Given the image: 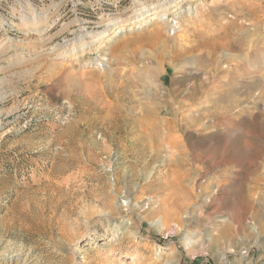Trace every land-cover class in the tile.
Here are the masks:
<instances>
[{
    "label": "rangeland",
    "instance_id": "374dc122",
    "mask_svg": "<svg viewBox=\"0 0 264 264\" xmlns=\"http://www.w3.org/2000/svg\"><path fill=\"white\" fill-rule=\"evenodd\" d=\"M257 200L264 0H0V264H264Z\"/></svg>",
    "mask_w": 264,
    "mask_h": 264
},
{
    "label": "bare ground",
    "instance_id": "6f19581e",
    "mask_svg": "<svg viewBox=\"0 0 264 264\" xmlns=\"http://www.w3.org/2000/svg\"><path fill=\"white\" fill-rule=\"evenodd\" d=\"M170 2H168V1H164V2H162V3H160V4H163V5H168ZM157 6H159V5H157ZM156 9H158V7L156 8ZM166 9V8H165ZM152 10H155V8H153ZM177 10V9H176ZM175 10V11H176ZM175 11L174 10H171L170 12H169V14H167V13H164V14H162V15H159L160 13H158V12H155V13H153V14H155L152 18H150L151 20H160L159 22H163L164 23V26L166 27V29L168 28V29H170V27L171 28H174V27H172V26H170V24H169V21H168V17H169V15L170 14H175ZM146 13V12H145ZM189 13H190V10H189ZM156 14H158V15H156ZM166 18V19H165ZM166 21H165V20ZM164 20V21H163ZM128 25V24H127ZM110 26H112V28L113 27H115L116 25H110ZM125 26L126 25H124V26H122V27H119V28H116L115 30H111L112 31V33H114L113 34V36H112V38H114V37H120V36H123V33L125 32V31H127L128 29H126L125 28ZM161 29V28H160ZM125 30V31H124ZM131 29H129V31H130ZM159 30V29H158ZM170 31V30H169ZM157 32V31H156ZM39 34V33H38ZM111 36V33H106V37H110ZM85 39H87V40H84V43L83 44H81V46L80 47H77L78 49H75L74 48V53H72V54H77V53H80V51H82V50H89L90 48V45L92 46L93 44H95L97 47L96 48H94V51L95 52H97V54L98 53H100V49H101V47H103L104 45H102V43H99L98 44V41L99 40H97V38L99 37V35H91V34H85L84 36H83ZM77 38V37H76ZM101 39V38H100ZM131 40V39H130ZM133 41V40H132ZM107 42H109V41H107ZM131 42V41H130ZM129 42V43H130ZM220 42V41H219ZM125 43H127V42H124L123 43V45H125ZM122 45V44H121ZM75 46V45H74ZM125 47H126V45H125ZM60 50H61V48H60ZM93 51V52H94ZM64 52V51H63ZM63 52L61 53V55L60 56H58V57H62V55H63ZM96 54V55H97ZM99 55V54H98ZM66 56V55H65ZM64 56V57H65ZM100 57V61H99V63H95V62H93L92 60L91 61H88V62H86L82 67L85 69V68H87V67H91V66H95V67H97V69L99 70V71H106V70H109L111 67V65H110V62H109V59L108 58H106V55L105 56H99ZM119 62H120V60H119ZM116 64H118L117 62H116ZM115 67V66H114ZM97 70V71H98ZM92 71V70H91ZM98 71V72H99ZM98 72H97V74H94V75H97V76H100L99 74H98ZM84 74H87V70L86 71H84L83 72ZM89 73V72H88ZM70 75V74H69ZM88 75V74H87ZM93 74H91V76H92ZM93 75V76H94ZM105 75V74H104ZM71 76V75H70ZM117 76V75H116ZM86 77V76H85ZM90 77V76H89ZM82 78V77H81ZM91 78V77H90ZM111 79V78H110ZM95 84V83H94ZM90 92V91H89ZM96 93V92H95ZM189 94V93H188ZM138 104V103H137ZM134 107V106H133ZM135 107H136V105H135ZM132 112V111H131ZM153 112H151V111H147V109H144L143 110V116L144 117H138V120L140 121L141 119H143V120H145L146 122H147V124L150 126H147V130H145L146 131V133H145V137H149V139H148V141H146V140H142V139H138L140 142H141V146H142V148L143 149H146L147 151H149V149H152V147L153 146H155V148L157 147L158 148V145H159V147L161 148L162 147V142L160 141V139H159V136H161V132H160V129H159V126L158 125H156V122L154 121V118L152 119V117H153ZM156 114V113H155ZM239 117V116H238ZM132 119V118H131ZM189 119V118H188ZM234 120V119H233ZM232 120V121H233ZM192 121V120H191ZM176 123V122H175ZM221 123V122H220ZM171 125V124H170ZM220 125V124H219ZM176 126V125H175ZM170 127V130H172V132H173V130H174V128H176V127H174V124L173 125H171V126H169ZM168 128V127H167ZM230 128V127H229ZM148 130H150V131H148ZM164 130V129H163ZM162 130V131H163ZM169 130V129H168ZM167 130V131H168ZM169 130V131H170ZM164 133H166V132H164ZM170 133V132H169ZM168 134V133H167ZM171 134V133H170ZM172 135H173V133H172ZM171 136V135H170ZM154 138V139H153ZM178 138V137H177ZM155 139H157V140H155ZM180 143V142H179ZM138 144H140V143H138ZM176 144V143H175ZM184 144V143H183ZM160 150V149H159ZM158 150V151H159ZM144 150H142V152H143ZM139 152V151H138ZM141 152V151H140ZM140 157V156H139ZM255 199H257V197H255ZM257 202H258V200H257ZM255 204V203H254ZM257 206H256V208H257V210H258V215H259V218L258 219H260L259 220V225H260V227H261V229H263L264 230V206L263 205H261L259 202H258V204H256ZM255 211H256V209H255ZM257 212V211H256ZM237 215V214H236ZM235 215V216H236ZM233 216V215H232ZM108 217V216H107ZM234 217V216H233ZM236 221H232L231 222V224H227V231H229L230 232V234L229 233H227V237H228V239L229 238H231V233H234V232H236V229L237 230H241V224H238V226H237V228L235 227V225H233L234 223H235ZM159 225V229L160 230H162L163 228H164V226L163 225H161L160 223L158 224ZM221 235H223V236H220V238L221 237H224V236H226L225 235V231L223 230L222 231V233H221ZM190 244V243H189ZM129 264H132V263H129Z\"/></svg>",
    "mask_w": 264,
    "mask_h": 264
}]
</instances>
